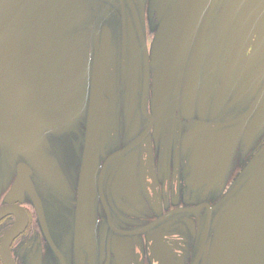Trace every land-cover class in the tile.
Returning a JSON list of instances; mask_svg holds the SVG:
<instances>
[{
	"label": "flooded vegetation",
	"instance_id": "flooded-vegetation-1",
	"mask_svg": "<svg viewBox=\"0 0 264 264\" xmlns=\"http://www.w3.org/2000/svg\"><path fill=\"white\" fill-rule=\"evenodd\" d=\"M156 1L0 0V89L33 53L59 109L31 152L0 139V264H264V0L185 31L187 0Z\"/></svg>",
	"mask_w": 264,
	"mask_h": 264
},
{
	"label": "water",
	"instance_id": "water-1",
	"mask_svg": "<svg viewBox=\"0 0 264 264\" xmlns=\"http://www.w3.org/2000/svg\"><path fill=\"white\" fill-rule=\"evenodd\" d=\"M209 0H187V5L183 8L181 18L183 19L184 31L194 25L197 19L206 8ZM156 2H160L157 0ZM186 36L181 38L184 41ZM105 43H100L99 54L92 67L93 81L90 87V101L87 116V139L84 147V154L88 159L95 158L98 151V126L104 116L102 97V77L103 63L108 48ZM106 52L104 54V51ZM17 49L14 50L17 51ZM11 56V55H10ZM26 63L18 66L15 61L8 64L9 68H15L23 75V80L15 83L7 80L3 83L0 92V139L14 149L31 152L39 144L45 130L56 126V118L59 109L56 107V95L52 91V76L48 66L33 53H22ZM172 57L171 60H174ZM39 61L44 80L38 84V69L33 65L34 61ZM165 60V59H164ZM17 71L10 70L8 74L14 76ZM13 108L17 117L12 118ZM35 201L34 195L31 193ZM225 228H229L226 225ZM15 230L9 232L8 236H13ZM6 237V236H5ZM5 264H15L9 253L2 249Z\"/></svg>",
	"mask_w": 264,
	"mask_h": 264
}]
</instances>
